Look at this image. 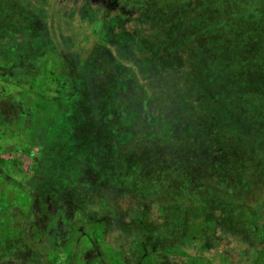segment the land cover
Segmentation results:
<instances>
[{"label": "trees", "instance_id": "1", "mask_svg": "<svg viewBox=\"0 0 264 264\" xmlns=\"http://www.w3.org/2000/svg\"><path fill=\"white\" fill-rule=\"evenodd\" d=\"M139 1L158 16L138 29L116 20L110 31L112 19L126 17L107 0H0V84L15 88L0 92V137L43 127L39 155L23 150L42 175L28 191L31 206L0 181V243L17 240L33 264H264V242L244 251L225 240L264 231V0ZM117 74L125 78H110ZM129 86L138 106L127 108L120 94L117 108L106 107ZM69 106L98 120L104 110L105 122L123 129L103 140L102 156L156 140L164 156L183 157L181 180L205 181L203 192L163 183L133 193L121 210L85 216L77 205L72 217L73 200L51 213L48 189L87 171L82 160L63 162L64 150L52 152L73 137L61 111ZM102 156L92 159L93 174L103 173ZM53 229L65 233L52 238Z\"/></svg>", "mask_w": 264, "mask_h": 264}, {"label": "rangeland", "instance_id": "2", "mask_svg": "<svg viewBox=\"0 0 264 264\" xmlns=\"http://www.w3.org/2000/svg\"><path fill=\"white\" fill-rule=\"evenodd\" d=\"M122 1L108 0L106 4L105 0V4L109 7L110 12L111 10L113 11L112 14L121 13L126 17L124 21L112 19V24L109 26L110 31H113L114 26L118 23L116 20L119 21L121 27L130 24V26L138 29L142 19L145 18L153 21L149 16L156 18L160 13L159 8L143 1ZM124 40H127V38ZM110 78L117 82L118 80H123L125 76L117 74L114 76L110 75ZM14 89V86L0 84V92ZM120 94H123V100L127 108L139 105L134 99V89L129 86L125 91H118L111 97L106 107L110 110L117 108V106H114V101ZM72 108L69 106L68 109H62L61 111H64V117L71 123L73 137H71L70 142L66 145V150L64 145L60 144L59 146H53L52 152L56 156V154L64 150L62 154L63 162L71 158L73 160L78 159L80 162L82 160L87 166V171L80 175L75 184L65 185L60 178L52 188L48 189L51 192V195L47 198L51 213L56 214L57 212L56 202L64 206L68 201L73 200L76 202L73 206L76 212L72 214V217L76 216V214L77 216L79 215L77 205L79 208L86 210L85 216H95L99 212H104L106 208L107 211L121 210L127 207L124 204L126 199H130V196L134 198L133 193L145 190L148 191L147 193H153L152 186L163 183H167L170 188H173L175 183L178 186L183 185V190H187L186 194L191 196L203 192L205 181L200 177L194 178L192 183L189 180H181L183 177H187L185 175L186 170L183 169L184 164H180L182 156L174 155L173 153L164 156L162 147L153 139L150 145L148 144V149L137 153L121 154L115 152L114 149L115 153H112L111 148L104 150L108 149V147L106 146V141L103 140L108 139L111 135L119 136L123 129L119 126H109L105 122L106 112L104 110L100 111L98 120L89 113L88 109L79 107L75 114ZM75 115L78 116L77 119H75ZM150 124H152V121H147L142 125L145 127L150 126ZM42 128V123L36 121L25 134L0 137V181H7L6 188L14 191L18 205L24 209L29 208L32 203L28 191L35 192L38 186L35 179L42 175L38 176L33 172V160L23 150L39 155L41 150L39 135ZM70 147H72L71 150H68ZM100 148H104L103 156L101 155ZM134 150H138V147H134ZM65 151H68L70 156H64L66 155ZM99 156H102L100 170L103 173L100 172L98 174V172H95L93 174V170L90 168L92 159ZM195 157L198 159V154L195 153ZM158 158L163 160L161 167L157 163ZM173 162L176 163L174 164ZM201 162L199 160L200 165H202ZM173 165H175L174 168L170 167ZM55 167H57V163H54L53 168ZM197 169H199L198 165ZM4 175L16 181L18 185L8 183V179L6 180ZM41 182H44L42 178ZM43 186L44 183H42ZM170 188L168 189L169 191H171ZM128 191L132 192V195L125 193ZM82 217L84 216L82 215ZM61 229L64 230V227ZM63 230L53 229L50 230L49 234L52 238H60L65 233ZM256 233L251 238H246L247 235L237 233L236 236H227L225 240L228 245L246 251L249 248L248 246H259L257 244L264 242V231L261 230ZM17 242L15 239H9L0 243V264H33L34 260L31 254L25 250L24 246L17 245Z\"/></svg>", "mask_w": 264, "mask_h": 264}, {"label": "flooded vegetation", "instance_id": "3", "mask_svg": "<svg viewBox=\"0 0 264 264\" xmlns=\"http://www.w3.org/2000/svg\"><path fill=\"white\" fill-rule=\"evenodd\" d=\"M107 2H108V0H107Z\"/></svg>", "mask_w": 264, "mask_h": 264}]
</instances>
